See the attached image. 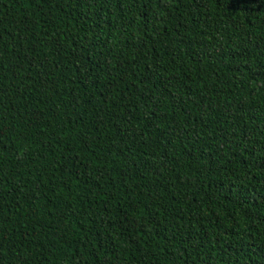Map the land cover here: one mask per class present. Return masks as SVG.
Instances as JSON below:
<instances>
[{
	"label": "trees",
	"instance_id": "1",
	"mask_svg": "<svg viewBox=\"0 0 264 264\" xmlns=\"http://www.w3.org/2000/svg\"><path fill=\"white\" fill-rule=\"evenodd\" d=\"M0 264H264V0H0Z\"/></svg>",
	"mask_w": 264,
	"mask_h": 264
}]
</instances>
